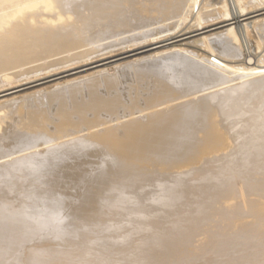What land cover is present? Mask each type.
<instances>
[{"label": "bare ground", "instance_id": "bare-ground-1", "mask_svg": "<svg viewBox=\"0 0 264 264\" xmlns=\"http://www.w3.org/2000/svg\"><path fill=\"white\" fill-rule=\"evenodd\" d=\"M108 38L79 55L97 59L72 65L77 56L68 53L54 60L72 59L60 71L44 60ZM139 48L150 52L133 63L165 55L151 64L164 80L151 97L100 77L47 97L71 106L15 105L118 67L100 65ZM79 68L86 71L12 95ZM7 94L0 264H205L198 260L208 251L216 264H264V0H0V96ZM120 109L148 114L123 122ZM255 244L261 256L245 258Z\"/></svg>", "mask_w": 264, "mask_h": 264}, {"label": "rangeland", "instance_id": "rangeland-1", "mask_svg": "<svg viewBox=\"0 0 264 264\" xmlns=\"http://www.w3.org/2000/svg\"><path fill=\"white\" fill-rule=\"evenodd\" d=\"M88 12H89V10H85L84 11V13L85 14H88ZM132 32V33H131ZM131 32H129V33H131V34H134V35H136L137 36V34L140 36V34L138 33V32H136V31H131ZM125 35H127V34H125ZM124 35V36H125ZM118 37L119 36H117V37H113V38H110V40L112 41V43L113 42H116L117 40L116 39H118ZM120 37H122V36H120ZM119 37V38H120ZM109 40V38L107 39V40H104V41H100L99 43L97 42V41H94L96 44H91V43H89L90 41H85V40H83V41H81L80 43H77V44H75V45H72V46H70V47H76V48H74L73 50L71 49L69 52H65V51H63L62 53L61 52H59V53H56V54H54V55H50V56H47V57H45V59L44 60H46V62H48V64H52V63H54L55 61L54 60H56L57 62H59V61H62L63 59L62 58H70V57H72V55H73V57H75V56H77V57H75V59L73 58V60L71 61V63L72 62H74V63H76L78 60L79 61H82V59H85V58H92V60H94L93 58H95V59H97L98 57H95L94 55H92V54H90V55H87V56H89V57H87V56H85V58L83 57V56H79V55H81V53L82 52H84L85 50H89L90 48V50H95L96 49V47L98 48V47H100L98 44H100V45H102V46H104V45H108V44H111V41ZM180 41H184V40H179V41H177V42H180ZM84 42H87V43H84ZM93 42V43H94ZM106 43V44H105ZM134 43V42H133ZM79 44V45H78ZM84 44H85V46H84ZM129 45H132V42H131V44L130 43H128ZM93 45H94V47H93ZM96 45V46H95ZM89 46H92V47H89ZM117 46V47H116ZM126 47V44L125 45H115L114 46V49L112 48V50H115L114 52H112V53H110L109 55H112V54H115L116 52H121V51H123V50H126V49H130V48H126V49H121L122 47ZM113 47V46H112ZM118 47H120V49L118 48ZM132 47V46H131ZM149 48V47H148ZM83 49H85V50H83ZM147 48H139V49H136V50H133V51H130V52H127V53H123V54H120V55H117V56H113V57H110V58H108V59H105V60H103V61H101V64L102 65H100V67H106V64H107V66H110V64L112 65L113 63H117V62H120V64H119V66L118 67H115L116 68V70H115V68L114 67H109V68H107L105 71H103L102 73H100V74H94L95 76H93V75H91L90 77L89 76H87V77H85L86 79H85V81L84 80H79V79H84V77H82L81 75L79 76V79H78V81L77 80H75V83H74V81L72 82V83H65V84H62L61 86H59V87H56V88H53V89H51V90H49V92L48 91H46V92H39L40 93V95H41V97H40V95H36V94H33L32 96H33V98H32V96H25V98L24 97H22L21 98V100L20 101H18L15 105L16 106H18V104H26L27 102L29 103V102H32V101H34L35 102V105L34 106H37V107H39L40 109H38V110H45V109H48L49 107H52V108H59L60 107V104L62 103V102H64V103H62V104H65V105H67V106H69V104H70V106L73 104V100L72 99H68L67 101H65L63 98H62V96H58L57 98L60 100H57V101H55V99L54 100H52L53 102H51V101H48V99H47V97H49V96H54V95H57V94H59L61 91H63V90H65V89H67V88H73V87H77L79 84L80 85H84V84H87V83H89L90 82V79H91V81L92 82H94V81H97V79H99L100 77V79H110V78H112V79H116L115 80V82H116V85L117 86H119V87H125V86H130V87H132L133 89H136V87H137V90H138V95L140 94H143V95H145L146 93V95L145 96H147V97H151L152 95H154L155 94V92L156 91H158L160 88H161V86L163 85V83H164V80H162V78H161V76H160V74H159V72L157 71L156 72V70H157V68L158 67H156V66H154V65H151L152 63H154L156 60H155V58H157V60L158 59H160L159 57H161V58H163L165 55H162V56H159V57H157V56H154L153 58H151V57H148L149 59L147 60L146 59V61H145V59L142 61V60H140V61H138V62H136V63H133V61H135V57H137L138 55H142L143 53L145 54V53H147V52H150V51H143V50H146ZM192 49H194L195 51V53H196V48H192ZM80 50V51H79ZM83 50V51H82ZM78 51V52H77ZM108 51V50H107ZM152 51V50H151ZM72 52H73V54H72ZM104 52H106V51H104ZM136 52H138V53H136ZM68 53H70V54H72V55H70V54H68ZM79 53V54H78ZM59 54V55H58ZM77 54V55H76ZM93 54H96V55H98V54H101V53H93ZM132 54V55H131ZM57 55V56H56ZM61 55V56H60ZM63 55V56H62ZM65 55H68V56H65ZM190 55V54H189ZM189 55H188V57H189ZM192 55V54H191ZM190 55V58H192L194 55H192L191 56ZM130 56V57H129ZM83 57V58H82ZM101 57V56H100ZM53 58V59H52ZM48 59V60H47ZM50 59V60H49ZM62 59V60H61ZM127 59H128V61H127ZM134 59V60H133ZM192 59H195V56L192 58ZM43 59H39V60H37L39 63H41V65H43V64H45L46 62L44 61ZM76 60V61H75ZM155 60V61H154ZM196 60V59H195ZM37 61H36V63H37ZM41 61V62H40ZM42 61H44V62H42ZM54 61V62H53ZM69 60L66 62H64V63H56L55 65H56V68H58V71H60V70H62V69H64L65 67V64H66V66H68V65H70L71 63H69L70 62ZM78 61V62H79ZM125 61V62H124ZM159 61V60H158ZM51 62V63H50ZM124 62V63H123ZM128 64H127V63ZM133 63V65L131 64V66H129V63ZM205 62H208V61H206L205 60ZM74 63H72V65H76V64H79V63H76V64H74ZM144 63H146L145 65H144ZM34 64H35V62H34ZM104 64H105V66H104ZM109 64V65H108ZM149 64V65H148ZM207 64V67H209V65H211L210 64V62H208V63H206ZM209 64V65H208ZM45 65H47V63L45 64ZM63 65V66H62ZM204 65H205V63H204ZM58 66V67H57ZM127 66V67H126ZM136 67V69L137 70H135V69H132V68H135ZM143 66V67H142ZM147 66V67H146ZM152 66H154V67H152ZM55 66H53L52 68H54ZM130 67H132V68H130ZM210 67H212V65L210 66ZM95 68V67H94ZM138 68H139V70H138ZM82 69V70H81ZM85 69H83V68H79V69H74V71L72 70H70V71H66V72H63V73H60V74H58L57 76L55 75V76H53V77H51V78H47V80L45 79L44 81L43 80H41L40 82L38 81V83L37 84H28L27 86L25 85V87L23 86V87H21V90H19V91H17V92H14V93H12V95H14V94H19V93H21V92H23V91H27V90H30V89H33V88H36V87H40V86H44V84L46 85V84H51L50 83V81L51 82H53V81H56V80H58L59 78H65V77H71V76H73V75H76V74H81L82 73V71H84ZM88 70H90V69H88ZM122 70V71H121ZM130 70H132V71H130ZM133 70H135V71H133ZM142 70V71H141ZM150 70V71H149ZM154 70V71H153ZM76 71V72H75ZM86 71V70H85ZM137 71L138 72H140V73H138L137 74ZM146 71V72H145ZM106 72V73H105ZM133 72V73H132ZM142 72H143V74H142ZM147 73V74H146ZM63 74V75H62ZM64 74L66 75V76H64ZM132 74H134V75H136L135 76V78H136V80L134 79V78H132V77H134V76H132ZM155 74H157V75H155ZM113 75V76H112ZM116 76V78H115V76ZM144 75H145V77H144ZM97 76V77H96ZM104 76V77H103ZM106 76V77H105ZM154 76V77H153ZM56 77H58V78H56ZM53 78V79H52ZM95 78V79H94ZM121 78H123V79H121ZM129 78H131V82L130 81H128V80H130ZM139 78L141 79V80H139ZM154 78V79H153ZM156 78V79H155ZM49 79H51V80H49ZM128 79V80H127ZM148 79H149V81H148ZM117 80H118V82H117ZM120 80V81H119ZM133 80V81H132ZM87 81V82H86ZM153 81V82H152ZM156 81V84L154 83ZM42 82V83H41ZM77 82V83H76ZM79 82V83H78ZM85 82V83H84ZM126 84H125V83ZM145 82V83H144ZM148 82V83H147ZM84 83V84H83ZM128 83H130V84H132V85H130V84H128ZM134 83H136L135 85H134ZM138 83V84H137ZM141 83V84H140ZM143 84H145V85H143ZM66 85V86H65ZM79 85V86H80ZM121 85H123V86H121ZM137 85V86H136ZM142 85V86H141ZM154 85V86H153ZM156 85H158V86H156ZM30 86V87H29ZM63 86V87H62ZM150 87H152V88H150ZM62 88V89H61ZM139 88V89H138ZM141 88H146L145 90H143V93H142V90H141ZM149 88V89H148ZM18 90V89H17ZM155 90V91H154ZM154 91V92H153ZM11 94V93H10ZM10 94H7V95H3V96H0V98H4V97H7V96H9ZM50 94V95H49ZM151 94V95H150ZM34 95H36V97L37 98H35V96ZM45 95H47V96H45ZM202 94L200 93V94H198V96H201ZM43 96V97H42ZM28 97V98H27ZM40 97V98H39ZM46 98V100L47 101H45V98ZM56 98V99H57ZM39 99L41 100V102L39 101ZM27 100V101H26ZM36 100H38V101H36ZM42 100H44V101H42ZM24 101V102H23ZM54 101H55V103H54ZM69 101V102H68ZM21 102V103H20ZM33 102V103H34ZM37 102V103H36ZM40 102V103H39ZM67 104H66V103ZM27 103V104H28ZM43 103V104H42ZM53 103H54V106H53ZM60 103V104H59ZM24 104V105H25ZM47 104H48V106H47ZM51 104H52V106H51ZM61 104V105H62ZM15 105H14V107H13V109H15ZM23 105V106H24ZM33 106V107H34ZM33 107H32V109L31 108H29V110H28V112L27 113H25L26 115L28 114L29 115V118H30V116H31V114H33V112L34 111H38L36 108H34L33 109ZM52 108H49V109H52ZM33 112H32V111ZM122 109H120V113H118L117 115H118V117H117V115H116V119L119 121L120 120V118H123L124 119V121L123 120H121L120 122L121 123H123V122H126V120H127V118L126 117H128V120H135V118H136V120H142L143 119V116L145 115V114H148L147 112H144V113H140V114H134V115H129V116H125V114H126V111L124 112V111H121ZM124 114V115H123ZM27 115V116H28ZM138 115V116H137ZM25 117L27 120H29L28 119V117ZM120 116H122V117H120ZM123 116H125V118L123 117ZM136 116V117H135ZM131 117V118H130ZM134 117V118H133ZM141 117H142V119H141ZM117 120H113L112 121V123L110 124H107L106 126H108V125H112L113 123H118V121ZM26 121V120H25ZM24 121V122H25ZM116 121V122H115ZM123 121V122H122ZM27 122V121H26ZM4 124H5V126L7 125L6 124V122H4ZM4 124H3V126H2V129L0 130V133H2V130L4 129V130H6L4 127ZM7 127V126H6ZM102 127V126H101ZM3 130V131H4ZM84 131H86V132H84V133H82V132H80L79 134H77V135H85V134H87V130H84ZM73 136H76L75 134H73V135H71L70 137H73ZM49 147V146H48ZM48 147H45V148H42L41 150H39V151H41V152H43V153H39L38 152V154H44V153H46L47 151H48V149L50 148H48ZM45 152H44V151ZM38 150H34V149H32L31 150V152H37ZM240 200H241V198H240ZM228 203H231V201H229ZM211 225V224H210ZM209 225V226H210ZM222 234H224L225 236H227L228 238H230V235H229V233L228 232H221ZM260 243H261V245H263L264 246V239L263 240H261L260 241ZM263 248V247H262ZM260 249H259V247L257 246V244H255V245H251V246H249L248 248H247V251L245 252V258H248V259H255L256 257H258V256H261V255H259L260 254ZM217 259H218V257H215L214 256V253L212 252V251H208V252H205V254H203V257H202V260H198L199 261V263H204L205 262V264H216V261H217ZM256 260V259H255ZM54 262H56V263H60L61 262V260H53ZM53 261L51 262L52 264H54L53 263ZM239 261H240V259H239ZM238 261V262H239ZM264 261V260H263ZM241 262V261H240ZM222 264H224V263H222Z\"/></svg>", "mask_w": 264, "mask_h": 264}]
</instances>
